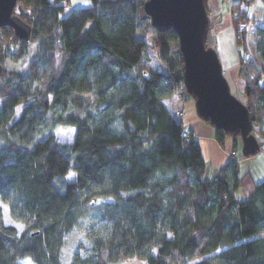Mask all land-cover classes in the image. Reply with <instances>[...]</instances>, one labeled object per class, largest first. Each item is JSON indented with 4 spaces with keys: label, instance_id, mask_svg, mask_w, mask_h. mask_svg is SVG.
<instances>
[{
    "label": "trees",
    "instance_id": "trees-1",
    "mask_svg": "<svg viewBox=\"0 0 264 264\" xmlns=\"http://www.w3.org/2000/svg\"><path fill=\"white\" fill-rule=\"evenodd\" d=\"M222 1L264 150V24L249 44L238 25L254 0ZM145 2L18 0L29 40L0 29V264H264V179L231 159L206 176L163 103L192 101L176 34L152 28ZM58 128L73 141L59 143Z\"/></svg>",
    "mask_w": 264,
    "mask_h": 264
},
{
    "label": "water",
    "instance_id": "water-1",
    "mask_svg": "<svg viewBox=\"0 0 264 264\" xmlns=\"http://www.w3.org/2000/svg\"><path fill=\"white\" fill-rule=\"evenodd\" d=\"M18 0H0V29L10 28L17 39L28 41L31 27L13 14ZM207 0H146L144 13L157 32L172 30L183 61V86L192 99L196 117L213 130L238 136L245 158L261 149L249 110L231 92L216 50L206 46L210 19ZM2 66L0 65V73Z\"/></svg>",
    "mask_w": 264,
    "mask_h": 264
},
{
    "label": "crops",
    "instance_id": "crops-1",
    "mask_svg": "<svg viewBox=\"0 0 264 264\" xmlns=\"http://www.w3.org/2000/svg\"><path fill=\"white\" fill-rule=\"evenodd\" d=\"M220 2H222V0L206 1L210 24H215L214 31L216 33L214 36H211L210 32H208V36H211L214 41V44L211 41L209 45L216 50L224 74V67H230L231 70L235 72L236 76L239 68V56L230 5H227L224 1L222 5ZM253 6L255 7L253 8ZM250 10V16H252L255 24L262 26V24H264V0H254V3L250 6ZM183 101V104L178 107H175L174 97L163 100V103L167 109L173 112L176 108L182 109L184 113L182 121L184 129L190 132L194 140L198 143L201 155L207 166L206 176L210 177V175L216 173L218 168L229 161V153L234 149L235 151L237 150V146L235 145L236 143L238 145V142L234 144L232 140L228 139L225 140L222 146L219 145L215 139V131L208 124L196 117L193 102L187 99ZM236 153L238 154L237 151Z\"/></svg>",
    "mask_w": 264,
    "mask_h": 264
},
{
    "label": "rangeland",
    "instance_id": "rangeland-1",
    "mask_svg": "<svg viewBox=\"0 0 264 264\" xmlns=\"http://www.w3.org/2000/svg\"><path fill=\"white\" fill-rule=\"evenodd\" d=\"M222 2H220V4L223 5ZM226 3H227V5H230L229 2H226ZM90 5H91V0H69V3H68V6L71 9L85 8V7H89ZM68 6L66 5V7H65L66 10L68 9ZM254 7L255 6H253V8ZM252 22H254V21L252 20ZM253 27H254V25L251 24V28H250V32H249V41H248L249 44H251L250 40H251V36H252L253 30H254ZM214 28H215V24H210V26H209L210 31L208 30V32H210L211 36H214L216 34L215 31H214ZM211 36H208V39H207V43L208 44H210L211 41L214 44V41L211 38ZM224 70H225L224 76H225V78L228 81V84H229V86L231 88V91L233 92V94L238 99H240L241 101H244L245 99H244L243 95L239 91V86H238V82H237L238 81L237 80V75L235 76V72L232 71L230 67H224ZM183 102L184 101L182 99H180L179 96H174V103L176 105L175 107L181 106L183 104ZM55 137H56V140L59 143H70V142L73 141L74 131L72 129L58 128L57 131L55 132ZM236 142H238L239 146L237 145ZM235 143H236L235 146H237L236 148H238L237 156L239 157L238 161L240 162L239 163V168H240L241 173L243 174V173H245V171L250 172L254 182L260 183L264 179V151L261 150L259 152V154L256 155L253 158L252 157L251 158H245L241 154V149H240L241 148V142H240V139L234 141V144ZM237 197H238V199H242L243 198V193L241 191L238 192L237 193ZM124 264H142V262H140L136 258H130V259H127Z\"/></svg>",
    "mask_w": 264,
    "mask_h": 264
},
{
    "label": "built area",
    "instance_id": "built-area-1",
    "mask_svg": "<svg viewBox=\"0 0 264 264\" xmlns=\"http://www.w3.org/2000/svg\"><path fill=\"white\" fill-rule=\"evenodd\" d=\"M65 9V8H64ZM66 10V9H65ZM253 18L252 16H250V19L248 20V22H241L239 25H238V29L239 31H242L246 34V42L249 41V32H250V28H251V24H253L252 22ZM248 47V45H246V48ZM244 54L253 59V55L251 54V52L249 51V49L247 48V50L244 52ZM190 98V97H189ZM173 115L174 117L177 119V120H182L183 117H184V113L182 111V109L180 108H176L173 112ZM190 133L189 132H184L182 134V137L184 139H187L189 137ZM229 159L233 160V161H238V156H237V153L235 151H232L229 153Z\"/></svg>",
    "mask_w": 264,
    "mask_h": 264
},
{
    "label": "bare ground",
    "instance_id": "bare-ground-1",
    "mask_svg": "<svg viewBox=\"0 0 264 264\" xmlns=\"http://www.w3.org/2000/svg\"><path fill=\"white\" fill-rule=\"evenodd\" d=\"M232 92V91H231Z\"/></svg>",
    "mask_w": 264,
    "mask_h": 264
},
{
    "label": "snow or ice",
    "instance_id": "snow-or-ice-1",
    "mask_svg": "<svg viewBox=\"0 0 264 264\" xmlns=\"http://www.w3.org/2000/svg\"><path fill=\"white\" fill-rule=\"evenodd\" d=\"M22 230V229H21Z\"/></svg>",
    "mask_w": 264,
    "mask_h": 264
}]
</instances>
